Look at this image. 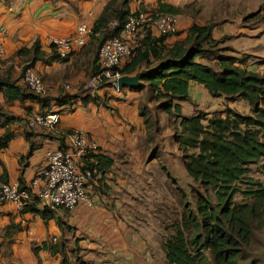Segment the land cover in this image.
<instances>
[{
	"label": "crops",
	"instance_id": "crops-1",
	"mask_svg": "<svg viewBox=\"0 0 264 264\" xmlns=\"http://www.w3.org/2000/svg\"><path fill=\"white\" fill-rule=\"evenodd\" d=\"M108 1L13 0L7 4L0 0V28L7 29L6 54L2 58L9 59L17 76L23 66L22 60L15 55L19 47L31 46L39 39L43 49L50 53L52 36L70 35L84 22L93 25ZM159 1L184 8L177 16L181 28L177 34L168 35L169 44L185 39L194 23L213 22V37H226L223 46L234 50L224 52L236 57L238 55L234 54L244 53L264 57V47L260 49L259 46L264 42V25L251 14L242 13L255 9L250 3L219 0L220 4L217 2L215 7L216 0H131L130 11H155ZM191 7L194 8L188 13ZM153 33L160 35L156 30ZM84 54L85 47L76 45L65 62L40 60L35 63L34 70L45 82L46 95L50 98L45 107L32 100L8 102L0 92V108L9 116L21 119L3 127L6 114L0 115V137L6 129L15 133L8 146L0 148V183L21 184L23 178V185L31 186L45 162L47 151L67 147L69 132L76 129L84 130L112 162L89 188L93 205L82 203L73 211L55 208L54 218L48 222L39 213L22 214L12 202H0V264H62L60 252L50 249L35 252V247L44 242L65 244L70 260L81 259L80 264H161V260L158 262L150 253L159 245L158 241L147 239L141 228L143 224L141 227L135 224V219H141L136 207V202H141L137 194L142 189L141 181L146 172L162 163L161 157H152L154 144L140 109L143 91L126 87L127 98L117 94L113 98L110 90L100 89L92 96L101 101L89 100L84 105L83 98L87 95L81 94V82L91 75L88 64L78 61L84 59ZM196 60L209 61L206 56H198ZM245 67L264 74V64L250 62ZM65 82L71 84V93L76 98L73 105L60 108L57 98ZM189 92L200 107L212 97L195 81H190ZM181 104L184 112L187 105L192 106L190 101ZM56 109L62 112L54 130L28 127L29 117Z\"/></svg>",
	"mask_w": 264,
	"mask_h": 264
},
{
	"label": "trees",
	"instance_id": "trees-1",
	"mask_svg": "<svg viewBox=\"0 0 264 264\" xmlns=\"http://www.w3.org/2000/svg\"><path fill=\"white\" fill-rule=\"evenodd\" d=\"M4 1L9 4L13 0ZM130 2L131 0H109L93 23L89 40L83 46L85 54H91L92 63L96 64V70L90 77L99 70L98 52L102 44L109 38L120 37L132 13ZM152 12L155 17L178 16L184 12V8L159 1L157 10ZM214 27L213 22L205 25L194 23L187 37L173 44L167 42L168 35L173 34L155 35L153 28H147L136 37L138 45L120 68L122 74H132L143 67L149 70L144 78L151 94L148 101L158 103V107L174 121L175 141L186 167L206 193L197 196L195 210L188 203L185 204L187 212L180 221L171 224L173 233L162 240L161 247L167 264H239V260L244 258V249L251 244L255 220L264 217V185L248 176L250 166L264 158V74L244 67V61L236 56L224 55L223 51L232 49L223 46L226 37H213ZM50 44V53L43 49L39 39L31 46L23 45L17 49L15 55L23 64L20 72L22 77L14 75L12 65L4 73L0 72V92L8 102L32 100L43 107L49 104L47 92H33L24 82L23 75L26 69H34L35 63L40 60L65 62L73 52L72 50L66 57H62L56 46L51 42ZM88 48L90 53H86ZM198 56H206L209 61H198ZM190 81L202 84L213 97L246 99L252 114L244 115L229 108L209 117V112L197 108L198 104L192 99L189 92ZM75 98L76 95L63 90L57 102L62 107ZM83 100L84 105L89 100L96 103L101 101L94 96H86ZM184 101H190L196 107L194 114L184 112L181 104ZM148 105L141 104L140 109L146 118L150 140L154 144L151 130L155 128L157 133L159 123L152 122L147 116L145 109ZM61 112L62 109L59 110ZM1 114H6L3 127L21 120L17 116H9L2 108ZM205 121L208 123L205 124ZM14 137L15 133L6 129L0 137V148L7 147ZM30 154L31 151L28 155ZM93 157L102 175L112 161L102 152ZM152 157H160V146L154 144ZM20 182L23 188L30 187L23 185V178ZM242 183H249V187L243 190L240 185ZM239 192L246 196L241 203L235 200ZM211 194H214L213 198L208 196ZM249 197H253L255 201L248 202ZM54 209L31 203L20 213L36 212L48 222L54 218ZM65 247L63 243L44 242L35 247V252L40 249L60 252L62 264H73Z\"/></svg>",
	"mask_w": 264,
	"mask_h": 264
},
{
	"label": "built area",
	"instance_id": "built-area-1",
	"mask_svg": "<svg viewBox=\"0 0 264 264\" xmlns=\"http://www.w3.org/2000/svg\"><path fill=\"white\" fill-rule=\"evenodd\" d=\"M147 28H153L152 30L159 34H176L181 28V22L175 15L155 17L152 11L144 9L132 12L120 37L109 38L102 44L99 51V70L83 84L81 94L93 95L100 89H108L127 98L126 87H120L117 82L122 75L120 68L138 45L136 37ZM91 33L92 25L84 22L72 34L52 36L50 42L56 46L62 57H66L74 46H85ZM6 34L7 29L2 26L0 57L6 54L4 46ZM23 80L33 92L46 93L47 86L34 69H26ZM64 87V91L71 93L70 84H64ZM69 103L73 105L75 100ZM60 120L59 109H56L29 117L27 125L30 128L54 130ZM98 152H101L100 146L84 130H74L69 135L67 147L47 151L45 162L29 188H23L19 182L0 183V202H12L19 212L31 203L49 208L61 207L68 211H73L82 203L93 205L89 188L101 176L97 161L93 157ZM89 161L90 164H87Z\"/></svg>",
	"mask_w": 264,
	"mask_h": 264
},
{
	"label": "rangeland",
	"instance_id": "rangeland-1",
	"mask_svg": "<svg viewBox=\"0 0 264 264\" xmlns=\"http://www.w3.org/2000/svg\"><path fill=\"white\" fill-rule=\"evenodd\" d=\"M217 2L220 4L219 0H216L213 6H217ZM250 3L255 9L252 11L244 10L245 16L252 15L253 18L260 20L264 25V0H241V4ZM186 9L189 13L193 10ZM89 45V44H88ZM260 49L264 47V42H260ZM263 46V47H262ZM90 49L86 50V53H90ZM100 50V49H99ZM224 55H233L229 52H222ZM99 54V52H98ZM238 55L240 61H244L243 65L250 64L254 62L256 65L264 64V57L253 56V54H234ZM93 56L91 54H84V59L78 60L83 64H88L91 71L89 74L96 70V64L92 63ZM249 61V63H247ZM9 59L0 57V72L4 73L11 67ZM13 66V65H12ZM13 71L15 69L13 68ZM21 70L17 76L22 77ZM86 77L82 80V85L88 80ZM143 96L141 97V104H149L148 108L145 109L147 116L152 122L159 123V131L156 133L155 128L151 130L153 136L154 144L160 146V157L162 163L156 165L151 172L145 173V178L142 179V185L138 193L141 202H136V207L139 208L138 214H140L141 219H135V224L141 227L144 232L145 237L151 238L154 241H158L157 247H154V251L150 250L151 255L154 256L158 262L161 260V264H167L165 261V254L161 247L162 240L173 233V227L171 224L175 221H180L183 214H185L186 207L185 204L188 203L190 208L195 210L197 206L199 194H204L205 190L201 187L198 181L190 174L186 167L185 160L182 157V153L178 148L175 141L174 134V121L169 119L168 114L163 111V109L158 107V103L149 102L151 94L148 90V84L144 81ZM63 83V90L65 89ZM71 85V84H70ZM73 91V90H72ZM71 91V92H72ZM47 92V91H46ZM114 98V91H111ZM87 96H92L87 95ZM195 106L187 105L185 107V113L194 114ZM197 108L200 110L209 112V117L213 114H219L226 109H233L244 115H251L252 109L249 102L242 97H209L207 101H203L202 106L198 105ZM184 109V108H183ZM208 121H205L207 124ZM248 176L253 181H258L264 185V158L257 163L250 166V172ZM175 181V183H174ZM242 189L245 190L249 187V183L240 184ZM214 195V194H213ZM213 195H208L213 198ZM245 195L239 192L236 195V202L241 203L245 201ZM248 202H253L255 199L253 197L247 198ZM217 200H214L216 203ZM255 229L252 236L251 244L244 249V258L239 260V264H264V217L261 219H256L254 223ZM209 254V253H208ZM210 256V255H209ZM84 260V259H83ZM75 261V262H74ZM73 262L75 264H80L81 260L75 259ZM85 261V260H84ZM87 263V262H86ZM88 264V263H87Z\"/></svg>",
	"mask_w": 264,
	"mask_h": 264
},
{
	"label": "water",
	"instance_id": "water-1",
	"mask_svg": "<svg viewBox=\"0 0 264 264\" xmlns=\"http://www.w3.org/2000/svg\"><path fill=\"white\" fill-rule=\"evenodd\" d=\"M148 71L147 68L143 67L132 74H122L118 78V85L120 87H129L132 89L142 88L145 85L144 78Z\"/></svg>",
	"mask_w": 264,
	"mask_h": 264
}]
</instances>
